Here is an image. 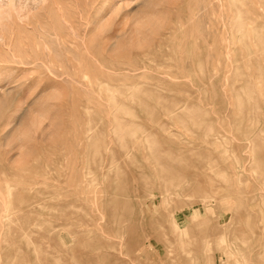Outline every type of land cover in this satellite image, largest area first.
Masks as SVG:
<instances>
[{"label":"rangeland","instance_id":"374dc122","mask_svg":"<svg viewBox=\"0 0 264 264\" xmlns=\"http://www.w3.org/2000/svg\"><path fill=\"white\" fill-rule=\"evenodd\" d=\"M46 1L0 45V264H264V0Z\"/></svg>","mask_w":264,"mask_h":264},{"label":"bare ground","instance_id":"6f19581e","mask_svg":"<svg viewBox=\"0 0 264 264\" xmlns=\"http://www.w3.org/2000/svg\"><path fill=\"white\" fill-rule=\"evenodd\" d=\"M37 1V0H36ZM39 2H44V1H46V0H38ZM119 1V0H118ZM131 1V0H130ZM3 2V1H2ZM22 2H23V0H8V2L7 3H1L0 2V45H4V46H7L9 49H11L12 51V56H13V58H18V59H20V60H22L23 61V54H22V50H26V49H24L25 47L24 46H20L21 44H23V42H22V35H21V33H20V31L18 30V29H16L17 27L16 26H14V25H17V24H15V22H16V19H18V20H20V21H23L24 19L25 20H27V23L30 21V18H29V16L32 14V12H34L33 11V9L32 8H29V7H24V5L22 4ZM25 2H26V0H25ZM35 2V1H34ZM42 2H41V4H42ZM46 2H48V0L46 1ZM121 2V1H120ZM30 3V2H29ZM35 4V3H34ZM64 4H65V2H64ZM45 5V4H44ZM25 6H26V4H25ZM29 6V5H28ZM31 6V5H30ZM33 6V5H32ZM31 6V7H32ZM35 7V6H34ZM37 7V6H36ZM122 7V6H121ZM29 8V9H28ZM45 8V7H44ZM50 9H51V7H50ZM116 9V8H115ZM115 9H113V11L115 10ZM117 9H118V7H117ZM59 10L61 11L62 9H60L59 8ZM120 10V9H119ZM118 10V11H119ZM51 11V10H50ZM117 11V10H116ZM121 12V11H120ZM46 13V12H45ZM104 13V12H103ZM58 14V13H57ZM118 14V13H117ZM46 15H48V14H46ZM55 15V14H54ZM81 15V14H80ZM91 14H89V16H90ZM35 16V15H34ZM53 16V15H52ZM51 16V17H52ZM61 17V16H60ZM38 18V17H37ZM53 18V17H52ZM83 19H84V17H83ZM51 20H53V19H51ZM77 20V19H76ZM37 21V20H36ZM73 21H71V23H72ZM83 22V21H82ZM86 22H87V20H86ZM104 22V21H103ZM106 22V21H105ZM11 23H13V25L11 26ZM75 22H73L72 24H74ZM24 24V23H23ZM101 24H104V23H102L101 22ZM68 25H70V24H68ZM89 25V24H88ZM100 25V24H99ZM13 26L15 27V28H13ZM75 26H76V24H75ZM74 26V27H75ZM107 26H109V25H107ZM106 26V24H105V27H107ZM104 27V28H105ZM109 27H112V25L111 26H109ZM108 27V28H109ZM29 28H31V27H29ZM100 28V27H99ZM99 28H98V30H97V33H95L94 35H91V38L89 39V38H87V37H84V38H82L81 39V41H80V46L79 47H76V48H78V49H75L76 51H74V52H72V56H71V61L74 63V64H76V63H78V59H77V55H79V56H82V57H90L89 55H92L93 53H91V46L93 47L94 45H93V43L94 42H96L95 40L98 38V36L102 33V30H99ZM25 31V30H24ZM107 31V30H106ZM110 31V30H109ZM77 32H78V30H77ZM108 32V31H107ZM23 33V32H22ZM107 34V33H106ZM74 35V34H73ZM102 36V35H101ZM104 36V35H103ZM74 37V36H73ZM67 38V37H66ZM104 39V38H103ZM70 40H71V38H70ZM77 40V39H76ZM105 40V39H104ZM102 41V40H101ZM100 41V42H101ZM66 43H67V41H66ZM97 44V43H96ZM95 44V45H96ZM105 44V43H104ZM103 44V45H104ZM102 45V44H101ZM72 46V45H71ZM99 46V45H98ZM20 47H24L23 49H21ZM72 47H74V46H72ZM75 48V47H74ZM108 48V47H107ZM98 50V49H97ZM26 52V51H25ZM31 53L32 54H34V55H36L37 56V60H39V61H41L42 60V57H51V58H53L54 57V55H56L55 54V52L52 50V48L51 47H49V46H43V47H40V46H37L36 48H34V49H32L31 50ZM74 54V55H73ZM93 56V55H92ZM108 56V55H107ZM6 57V56H5ZM112 58V57H111ZM94 59V58H93ZM99 60V59H98ZM98 62V61H97ZM106 62V61H105ZM9 63V62H8ZM73 63H71V64H73ZM88 63V62H87ZM100 63V62H99ZM94 64V63H93ZM8 65V64H7ZM12 65V64H11ZM73 66V65H72ZM75 66H77V64L75 65ZM98 67V66H97ZM74 68H76V67H74ZM87 68V67H86ZM100 68V67H99ZM48 69V68H47ZM78 69V68H77ZM77 69H75V70H77ZM90 69V68H89ZM101 69H102V67H101ZM13 71V70H12ZM79 71H80V68H79ZM77 71L75 72V74L74 75H77ZM13 74V73H12ZM89 74L90 73H88L87 71H83V73H82V75H83V80H85V79H88L89 78ZM104 74V73H103ZM9 75V74H8ZM91 76V75H90ZM99 76V75H98ZM64 77V76H63ZM81 77V76H80ZM95 77V76H94ZM60 79V78H59ZM62 79V78H61ZM60 79V80H61ZM92 79V78H91ZM89 80H90V78H89ZM88 80V81H89ZM3 81V80H2ZM74 82V81H73ZM85 82H87L86 80H85ZM93 82V81H92ZM12 84V83H11ZM93 84V83H92ZM72 85V84H71ZM73 86V85H72ZM76 86V85H75ZM93 86V85H92ZM15 87V86H14ZM100 87V86H99ZM101 87H102V85H101ZM121 87V86H120ZM102 88H104V86L102 87ZM29 89V88H28ZM10 90H14V89H10ZM25 90V89H24ZM57 90V89H56ZM100 91H102V90H100ZM119 91H121V90H119ZM57 92V91H56ZM4 93L7 95L8 94V92L7 91H4ZM25 93V91H23V94ZM102 95V94H101ZM105 96V95H104ZM112 98V97H111ZM8 99V98H7ZM107 100V99H106ZM107 103V102H106ZM3 106V105H2ZM109 108V107H108ZM11 116V115H10ZM28 123V122H27ZM40 123H41V119H37V118H35V119H33L32 121H31V124L33 125V126H39L40 125ZM86 130V129H85ZM27 133V132H26ZM26 133H24V135H26ZM86 133V132H85ZM84 133V134H85ZM87 135V134H86ZM84 138V137H83ZM86 148V147H85ZM86 151V150H85ZM21 162V161H20ZM86 164V163H85ZM84 166V165H83ZM85 167V166H84ZM83 167V168H84ZM86 168V167H85ZM13 170V169H12ZM85 171V170H84ZM85 176V175H84ZM6 179H8V178H6ZM10 179H8L7 181H9ZM6 181V182H7ZM10 183V182H9ZM85 183V182H84ZM2 185V184H1ZM6 185V183L4 184V186ZM3 187V186H2ZM1 187V188H2ZM9 188V187H8ZM6 192H8V191H6ZM7 195H8V193H7ZM6 200H7V198H6V196H5V194L3 193V191L0 189V201H2L3 203H4V205L6 206V208H7V204H6ZM42 201V200H41ZM8 203V202H7ZM5 208V207H4ZM6 208H5V210H6ZM4 210V211H5ZM8 210V209H7ZM7 213V212H6ZM11 214V213H10ZM6 215V214H5ZM0 218H2V217H0ZM19 219H21V220H23L21 217H19ZM17 220V219H16ZM1 223V222H0ZM3 225V224H2Z\"/></svg>","mask_w":264,"mask_h":264}]
</instances>
